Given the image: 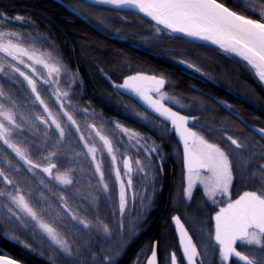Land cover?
Listing matches in <instances>:
<instances>
[{"label":"snow or ice","instance_id":"snow-or-ice-1","mask_svg":"<svg viewBox=\"0 0 264 264\" xmlns=\"http://www.w3.org/2000/svg\"><path fill=\"white\" fill-rule=\"evenodd\" d=\"M69 7L105 29L114 19L128 25L135 31L115 33L140 37L141 45L178 40L189 46L185 55L210 49L264 85V0H79ZM168 58L213 79L196 63ZM93 62L106 82L101 102L115 98L146 132L81 104L84 78L51 29L0 9V233L46 264H121L163 193L164 161L174 155L180 178L170 221L178 244L155 239L133 264H264V120L249 121L195 87L197 95L182 94L170 73L138 67L122 52ZM0 264L18 262L0 257Z\"/></svg>","mask_w":264,"mask_h":264},{"label":"trees","instance_id":"trees-1","mask_svg":"<svg viewBox=\"0 0 264 264\" xmlns=\"http://www.w3.org/2000/svg\"><path fill=\"white\" fill-rule=\"evenodd\" d=\"M7 1L8 4L25 6L35 12L43 14L44 17L41 21L45 24L46 28L51 29V34L55 37V43L62 50L64 55H72L71 49H74V54L77 57V69H80L78 74L82 75L85 81L84 87L80 89L83 94L81 104H87L90 102L95 108H97V111L103 113L105 118L119 116L127 121L138 119L133 118L131 112L126 111L125 109L110 111L105 110L102 107L103 103L101 102V93L104 91V85L106 83L103 81V77L100 76L99 73L95 72V64L93 62L94 58L107 59L114 53L122 52L128 57L134 58L135 64L138 67L170 73L171 78L178 84L179 87L185 88L186 83L191 82L189 77L178 73L176 68H171L168 63L161 61L159 58L148 55L145 52L137 50L127 44L118 43L104 37L90 27L83 20L84 18L82 19L83 15H76L75 17L51 0ZM76 1L78 5L79 0ZM68 19H71L72 21H69ZM173 42L175 48L185 49L186 47H189L178 40H173ZM179 52L181 54H185L184 51ZM194 53V55H189L192 58H189L188 61L201 66L203 71L208 72L209 75L220 84L233 87L234 89H240V91H243L245 97L247 96L245 88H247L248 85L251 87V93H254L257 97H264V88L255 78L253 73L244 68L243 65L237 64L234 59L221 58L220 56L213 54L210 49H195ZM217 67L219 70H216ZM211 87L214 86L211 85ZM247 98L251 105L245 102L237 101L239 107H241V115L249 121H252L257 117L264 120V116L260 111L264 110V101H260L259 99L253 100L249 97ZM111 99L106 100L104 103H107V101ZM126 103L129 102L126 100ZM132 128L141 133L147 131L144 127V123L139 126H132ZM164 164L167 170V178L163 193L158 197L159 203L157 209L151 214L153 223L144 233L141 234L138 241H145L144 243L148 244L155 239H163L165 245L174 249L177 242L169 227V216L173 213L175 214L173 211L175 207L172 208L171 202L173 199V188L177 186L178 181L174 178V174L169 175V172L171 167L179 169L180 172V164L174 155L169 156L164 161ZM137 244L138 243L134 245L137 246ZM163 250L164 249L162 247L161 251ZM136 256L137 255H133L132 253H126L125 262L133 263Z\"/></svg>","mask_w":264,"mask_h":264},{"label":"flooded vegetation","instance_id":"flooded-vegetation-1","mask_svg":"<svg viewBox=\"0 0 264 264\" xmlns=\"http://www.w3.org/2000/svg\"><path fill=\"white\" fill-rule=\"evenodd\" d=\"M51 1L60 5L67 12H69L71 15L76 17V14H74L72 12V8L69 7V5L76 6L77 5L76 0H59V1L51 0ZM0 9H7V14L9 16H14L16 14H23L25 16H30L34 20L37 21V24L39 25L40 30L46 29L45 24L41 21L43 19L44 15L39 13V12H35L34 10H31L25 6H19V5L17 6V5L8 4L7 0H0ZM83 18H85V19H83ZM82 19L90 27H92L94 30H96L98 33H100L104 37H106L110 40H113L115 42H118V43L127 44L133 48H136L137 50L145 52L148 55L159 58L161 61L168 63L171 66V68H173V67L176 68L178 73H181L182 75L189 77L191 79V82H187L185 85V88L178 86V91L180 93L186 94V95H197V93H193L190 91V89L192 87H195L196 89H198L200 91H203L205 93L211 94L212 96H215L216 98H218L221 101H227L229 104L234 106L235 110L238 111L240 113V115H241V112H240L241 107H239L238 102H245L247 104H250L248 102V98H247L248 95L245 97V95L243 94V91H240V89L238 90L237 88L234 89L233 87H230V86L229 87L224 86V85L220 84L218 81H216L214 78L212 80H208L206 77H200L194 73H191L188 69H185L183 66L176 64L175 60L169 59L168 57H170V56L176 57L177 59H186V60H189V58H192L189 55L181 54L179 51H183V49L182 48H175L173 45L174 44L173 41L165 42V43H152V44H147V45H141V44L134 42V40L141 39L140 37L133 38L129 35L127 38H124L122 36V34H116L115 33V29H117V28L128 29L129 32L135 31V29H131L128 25L121 24L118 20L114 19L111 22L106 21L105 24L107 25V29H105L104 27H101L97 21H94L92 19L90 20L88 17L82 16ZM11 27L19 28L20 26L19 25H12ZM20 30H23V28H21ZM29 30H31V29H29ZM153 49H155V50H153ZM71 52H72L71 53L72 55H70V56L64 55V57L68 61L71 62V65H72L73 69L75 70V69H77V60H76L77 57L74 54L73 48L71 49ZM211 85L214 87H211ZM72 86L75 87L76 85L72 84ZM251 91H252L251 87L247 85V88H245L246 94L251 93ZM121 98L123 100H125V102L127 100L129 102V104L132 105V107H135L137 104L134 100H130V98L127 96H122ZM177 99L180 100V102H182V103L186 102V101H183L179 96L177 97ZM102 107L105 110H110V111L124 110L125 109L124 107L120 106L115 101V98H112L111 100L107 101V103H103ZM137 110H143V109L140 108ZM218 111H220L224 116L228 115V113L225 110H223L222 108L218 109ZM260 111H261V114L264 116V110H260ZM243 118H245V117H243ZM106 119L118 121L121 124H123L125 126H130V127L141 125V123L138 119L133 120V121H127L124 118H121L119 116H113V117L106 118ZM173 174H174V178H176V180L179 183V178H180L179 169H175L174 167H171L169 175H173ZM176 201H177V195L173 192V199L171 202L172 208L176 207ZM158 203H159V200L157 198V202L154 206V210L157 209ZM152 212H151V214H152ZM172 215H174V213ZM151 216L152 215H150L146 219V221H144L140 225L141 227L139 228V235L135 238V240L133 241V243L129 247L127 253H132L133 255H137L138 253L141 252L142 249H145V250L147 249L149 243L146 244V243H144L145 241L139 242L138 240H139L141 234L144 233L148 229V227L153 223ZM171 216H169V227H170L172 233L174 234V236L176 238V242L178 244V238L176 237L175 229H174V227L170 221ZM8 235L11 236L12 234L9 233ZM21 239H24V238L21 237ZM136 243H138L137 246L134 245ZM240 250L246 251L243 247H241ZM0 255L7 256L13 260H16L17 262H19L21 264H46V260L44 257H41L38 253L33 252L30 249L25 248L23 245L15 242L12 239L5 238L3 233H0ZM121 264H133V263L125 262V256H124Z\"/></svg>","mask_w":264,"mask_h":264},{"label":"rangeland","instance_id":"rangeland-1","mask_svg":"<svg viewBox=\"0 0 264 264\" xmlns=\"http://www.w3.org/2000/svg\"><path fill=\"white\" fill-rule=\"evenodd\" d=\"M106 119V118H105ZM139 121H140V123H141V125L143 124V122L140 120V119H138ZM127 127H129V128H132V126L130 127V126H127ZM134 131H137V132H139L138 130H136V129H134V128H132ZM141 133V132H140ZM104 134L105 135H109V138L111 139L112 138V130H111V128L110 127H105V129H104ZM117 138H121V134H120V132H119V130H116V132H115V134H114ZM123 139H126V138H123ZM131 151H134V149L133 150H130V152H128V153H126V154H131ZM104 160L106 161V162H108V163H110V157L107 155V152H106V150H105V153H104ZM134 181H135V172H134ZM141 191H143V189H140ZM103 207V206H102ZM141 227V226H140Z\"/></svg>","mask_w":264,"mask_h":264},{"label":"water","instance_id":"water-1","mask_svg":"<svg viewBox=\"0 0 264 264\" xmlns=\"http://www.w3.org/2000/svg\"><path fill=\"white\" fill-rule=\"evenodd\" d=\"M55 1H59V0H55ZM85 19V18H84ZM261 84V83H260ZM262 87L264 88V85H262ZM125 96H127V95H125ZM128 97V96H127ZM136 103H138L137 101H135ZM173 225V224H172ZM173 227H174V225H173ZM0 257H5V258H7V259H9V260H13V259H11V258H9V257H7V256H3V255H0ZM18 264H21V263H19L18 262Z\"/></svg>","mask_w":264,"mask_h":264}]
</instances>
